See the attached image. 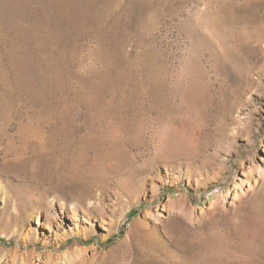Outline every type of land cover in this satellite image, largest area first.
<instances>
[{
  "label": "rangeland",
  "instance_id": "374dc122",
  "mask_svg": "<svg viewBox=\"0 0 264 264\" xmlns=\"http://www.w3.org/2000/svg\"><path fill=\"white\" fill-rule=\"evenodd\" d=\"M21 257L264 264V0H0V264Z\"/></svg>",
  "mask_w": 264,
  "mask_h": 264
},
{
  "label": "bare ground",
  "instance_id": "6f19581e",
  "mask_svg": "<svg viewBox=\"0 0 264 264\" xmlns=\"http://www.w3.org/2000/svg\"><path fill=\"white\" fill-rule=\"evenodd\" d=\"M64 224V221L62 220V222ZM67 224V223H66ZM68 229V230H66ZM82 230V224L80 221H75V223H71L68 225V228L63 226V231L66 233V231H79L81 232ZM18 264H36V262L31 259V258H26V257H21L20 261L18 262Z\"/></svg>",
  "mask_w": 264,
  "mask_h": 264
}]
</instances>
